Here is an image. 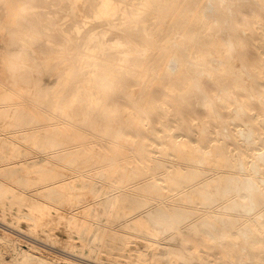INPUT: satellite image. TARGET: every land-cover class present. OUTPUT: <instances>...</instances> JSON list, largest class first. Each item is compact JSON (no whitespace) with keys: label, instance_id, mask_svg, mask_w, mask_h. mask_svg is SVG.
Masks as SVG:
<instances>
[{"label":"bare ground","instance_id":"6f19581e","mask_svg":"<svg viewBox=\"0 0 264 264\" xmlns=\"http://www.w3.org/2000/svg\"><path fill=\"white\" fill-rule=\"evenodd\" d=\"M0 131L11 158L24 143L25 156L44 157L0 165V202L17 196L7 182L18 171L31 197L63 199L77 225L89 191L64 181L98 175L116 185L98 203L109 223L180 233L196 218L209 256L215 245L257 264L264 0H0ZM148 201L153 212L141 216Z\"/></svg>","mask_w":264,"mask_h":264},{"label":"rangeland","instance_id":"374dc122","mask_svg":"<svg viewBox=\"0 0 264 264\" xmlns=\"http://www.w3.org/2000/svg\"><path fill=\"white\" fill-rule=\"evenodd\" d=\"M178 134L179 132L173 131L174 138ZM2 137L0 131V165L2 164L3 168H9L10 165H6L9 162H15L14 164L24 163L25 166L29 165V167L32 166L31 161L39 162V164L44 162L42 151L38 148L34 149L37 151V155L25 156V145L30 147L26 143L23 144L20 152L11 158V145L8 140L2 141ZM192 142L196 143V141ZM199 145L202 146L201 143ZM256 175L260 177V180H258L259 186L264 188V170L258 169ZM94 176V179L91 180L78 178L71 174L64 181V183H72L76 186V189L89 191V206L80 208V211L88 209L87 215L76 214L78 224L75 225L68 219L71 215L70 207L63 199L57 197H31L30 188L25 183L28 177L16 171L14 177L17 183H7L10 184L8 185L10 187L12 185L16 187L14 191L17 196L7 193L0 202V264H195L198 260L207 264H250L249 260L243 259L238 251H231L227 259L226 257L222 258V255L217 254L219 249L214 245L216 243L213 244V255L209 256L206 248L201 244L202 237L200 233L194 234L192 230L193 225L201 226V221L196 218H189L188 221L179 224L180 233H177L174 228L161 232L152 224L151 232H154V234L147 231L139 232L132 221L128 224L123 222L119 224L109 223L108 216L102 213L101 206L98 203H101V200L103 201L105 198L106 189L111 190L116 185L113 180L102 179L98 175ZM91 184L97 187V194L95 192L94 194L93 190H91L92 193L90 192ZM21 193V202L15 203L14 198L20 196ZM34 201L39 204L38 208L34 207ZM152 203L146 202L143 208L145 212L142 210L141 216L153 212ZM75 213H78V211L72 214ZM126 225L130 228H124ZM174 227L177 226L174 225ZM211 231L213 232L212 229ZM101 232H104V234L112 233L115 238L114 241H103L100 238ZM179 234L190 235L196 245L193 242L183 243ZM90 237L91 240H89ZM23 241L26 243L24 244ZM238 241L241 242L242 240L239 239ZM20 243L21 245H19ZM31 243L34 245H31ZM169 249L178 250L185 255L191 253L193 254L192 260L185 263L180 259H169L170 256L167 254ZM246 253L247 255L250 254L248 247ZM230 257H233L230 259L232 261L229 260ZM257 264H264V246L259 248Z\"/></svg>","mask_w":264,"mask_h":264}]
</instances>
